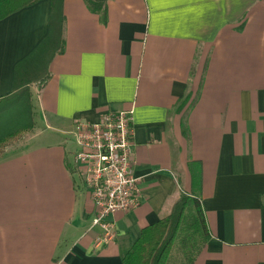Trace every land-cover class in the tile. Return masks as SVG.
Wrapping results in <instances>:
<instances>
[{"label":"crops","instance_id":"1","mask_svg":"<svg viewBox=\"0 0 264 264\" xmlns=\"http://www.w3.org/2000/svg\"><path fill=\"white\" fill-rule=\"evenodd\" d=\"M52 3L0 20V99L49 37ZM63 15V51L30 87L33 127L0 156V264H123L183 193L211 234L194 264H264V0H107L104 13L64 0ZM121 111L143 201L99 243L73 131Z\"/></svg>","mask_w":264,"mask_h":264},{"label":"trees","instance_id":"2","mask_svg":"<svg viewBox=\"0 0 264 264\" xmlns=\"http://www.w3.org/2000/svg\"><path fill=\"white\" fill-rule=\"evenodd\" d=\"M38 1L40 0H0V20ZM52 1L49 37L36 54L18 65L12 92L0 99V113L12 105L18 108L27 107L29 111V124L26 127H21L0 138V156L9 143L18 140L32 129L30 87L36 81L43 83L49 75L45 72L39 79H34L36 78L34 76L42 72L40 67L48 70L52 57L63 51L64 0ZM86 3L93 12L104 13L107 0H86ZM53 48L55 52L50 54ZM44 49L46 53L41 54ZM28 63V70L21 74L20 68ZM13 112L15 113V110ZM21 113L13 114V119L19 125L24 121H22L24 114ZM210 238L200 197L195 193H183L168 216L143 229L140 238L126 254L123 264H194Z\"/></svg>","mask_w":264,"mask_h":264},{"label":"built area","instance_id":"3","mask_svg":"<svg viewBox=\"0 0 264 264\" xmlns=\"http://www.w3.org/2000/svg\"><path fill=\"white\" fill-rule=\"evenodd\" d=\"M133 112H109L96 122H79L73 131L75 162L95 206L93 226L100 227L108 241L114 231L110 217L138 208L143 201L142 177L134 171Z\"/></svg>","mask_w":264,"mask_h":264},{"label":"rangeland","instance_id":"4","mask_svg":"<svg viewBox=\"0 0 264 264\" xmlns=\"http://www.w3.org/2000/svg\"><path fill=\"white\" fill-rule=\"evenodd\" d=\"M45 71V70H44ZM42 75V73L41 74H39L38 76H37V78L39 79V77ZM42 77V76H41ZM36 82H38V81H36ZM16 105H12V106H9V109H8V107H7V111H2L1 113H0V138L1 137H3V136H5L6 135V133H7V131H8V125L7 126H3L2 125V123H3V121L1 120V115H2V117L3 118H5V117H8V116H10L12 113H14L13 111L15 110V113L14 114H16L17 115V113L18 114H20L21 112H23V117H24V119H22V121L23 122H21V125H19V129H21V127H26L29 123V121H28V116H29V111H28V108L27 107H24V106H22V108H18V107H15ZM6 109V108H5ZM14 109V110H13ZM22 114V113H21ZM19 124V123H18ZM3 131H5V132H3ZM10 131V130H9Z\"/></svg>","mask_w":264,"mask_h":264}]
</instances>
